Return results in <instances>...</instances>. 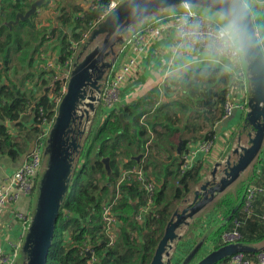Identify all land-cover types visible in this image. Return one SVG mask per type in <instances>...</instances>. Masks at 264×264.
Wrapping results in <instances>:
<instances>
[{
	"label": "trees",
	"instance_id": "1",
	"mask_svg": "<svg viewBox=\"0 0 264 264\" xmlns=\"http://www.w3.org/2000/svg\"><path fill=\"white\" fill-rule=\"evenodd\" d=\"M250 1L253 10L259 6L264 15V0ZM47 2L45 0L42 6H47ZM106 2L107 0H98L86 10L66 2L55 8L58 14L53 25L46 19L37 28L36 23L40 21L32 19L37 17L35 12L31 18L19 21L9 28L5 23L14 20L17 12L24 13L30 3L21 0H0V155L13 160L27 155L36 139L41 118L50 119L54 114L52 102L46 93L49 89L55 92L59 82L53 79V72L39 66L42 63L40 54L51 51L54 44L57 48L56 65L62 67L65 61H72ZM251 13L254 19L253 11ZM169 20V17L161 16L157 24ZM257 33L261 40L258 30ZM71 41L77 43L75 48L70 47ZM262 50L264 53L263 47ZM126 51L127 49H124L120 52L115 67L117 62L125 57ZM13 58L16 59L14 64ZM115 67L108 78L115 72ZM173 85L188 100L187 104L185 99H179L177 102L179 109H191L185 119L191 121L189 128L185 126L188 130L186 133L191 135L182 138L179 155L163 167L162 173H158L160 178L151 179L146 176L158 185L152 205L146 213H142L139 221L136 216L146 205V200L136 185L123 183L120 186L122 194L115 208L119 220L117 239L113 246L106 245L102 232L101 200L114 197L120 166L136 164L135 157L139 153H147L145 162L148 163L153 158L150 150L155 144L146 150L149 143L147 126L139 123L140 118L150 111V107L144 108L136 100L107 111L98 104L91 118V128L84 137V145L78 154L80 165L74 163L70 191L60 206L47 264H86L89 257L84 249L87 247H90L96 256L94 264H149L174 208L210 169L206 160L200 159L193 167L181 172V154L187 152L186 146L190 141L212 139V127L223 117V104L231 79L220 65L195 64L187 67L174 80ZM167 105L155 109L151 115L152 119L148 120L157 121L159 112L163 115L159 120L170 121L176 113L173 111L168 115V112L163 110ZM40 108L42 116L39 113ZM100 119L102 121L98 122ZM241 126L242 121L237 125L235 135H238ZM152 130L157 132L155 125H152ZM172 131L173 129L167 128L165 134ZM157 140L159 139L154 138L152 142ZM174 149L177 152L175 147ZM105 157L109 158L111 169L108 178L101 162ZM144 170H147L145 166ZM252 184L264 188V146L250 170L237 181L235 190L225 192L213 203L212 212L221 215L222 223L208 232L211 249L221 246V235L233 226L232 220L235 218L241 220L238 229L244 243L254 245L264 240V208L263 204L260 206V203H264V194L258 195L253 201L249 217L245 218L240 211L245 192ZM200 218L190 224L187 232L177 242L176 250L178 245H182L187 253L196 245L197 232L203 229L205 224L204 217ZM208 251V248L202 245L189 264H194ZM254 255L255 252L249 253L252 258ZM228 259L229 257L218 263Z\"/></svg>",
	"mask_w": 264,
	"mask_h": 264
},
{
	"label": "water",
	"instance_id": "2",
	"mask_svg": "<svg viewBox=\"0 0 264 264\" xmlns=\"http://www.w3.org/2000/svg\"><path fill=\"white\" fill-rule=\"evenodd\" d=\"M44 2L45 0L32 1L24 13L17 12L14 20L5 24L11 28L19 21H26ZM184 2L185 0L122 1L91 29L88 37L81 43L72 61L66 89L58 103L46 140L44 165L37 181L32 213L20 247V264H47L49 260L54 226L60 206L70 191L73 166L82 149L81 141L100 101L99 94L106 79V70L113 67L121 47L133 30L149 22L160 11L182 6ZM190 2L199 5L203 0ZM249 13L257 34V47L254 55L244 61L249 86L247 111L238 131L236 144L225 153L223 159L215 161L208 174L193 187L190 192L191 200L188 193L176 205L149 264L190 263L201 248L203 239L198 240L196 245L178 260L176 245L182 237L181 232L189 227L197 214L202 213L244 175L263 149L264 53L250 10ZM108 55L110 59L105 61L104 57ZM244 136L246 140L242 142ZM181 144L182 141H179L178 152ZM139 157L136 156L135 160L138 161ZM101 162L108 178L111 173L109 158H102ZM183 204L185 205L182 206ZM262 248L264 245L244 242L221 244L218 248L208 251L194 264H217L235 253L249 254ZM86 255L89 256L90 253L87 252Z\"/></svg>",
	"mask_w": 264,
	"mask_h": 264
},
{
	"label": "built area",
	"instance_id": "3",
	"mask_svg": "<svg viewBox=\"0 0 264 264\" xmlns=\"http://www.w3.org/2000/svg\"><path fill=\"white\" fill-rule=\"evenodd\" d=\"M122 1L125 0H107L103 10L98 15L97 20L90 28H93L97 23L102 21L108 13L115 9V7ZM36 13V18L40 22L49 19L52 25L54 24L55 16L58 14L54 7H40ZM178 14L170 16V20L165 23L157 24L159 18L146 22L142 27H139L132 32L120 49V52L127 49L125 58L119 64L113 75L107 78L103 84L102 91L99 94V105L107 109V111L117 106H124L125 102L139 91L138 89H134L131 92L123 93L121 88L138 68V64L147 49L148 43L153 41L155 37L159 36L160 33L166 29H171L172 33L177 38L174 24ZM69 44L70 47L73 48L77 45L76 42L72 41ZM56 57L57 55L51 54V51L48 53L42 52L40 54L42 63L39 64L44 70L53 72V79L58 80L59 82L58 88L55 92H51L49 89L46 93L47 97L52 102L54 114L50 119L46 117L41 118L36 139L29 153L24 156L19 167L10 175L6 176L0 183V213L4 209H11L14 218L19 222L21 228L24 229L23 234L19 239L13 238L12 240H3V244L0 242V264H14L19 259L23 236L32 213L33 207L31 204L34 203L36 197L37 181L44 165L46 140L56 114L58 103L65 92L69 79L73 60L65 61L62 68L61 66L56 65ZM220 66L224 72H227L230 75L231 79V85L223 104L222 119H225L234 111L241 114L243 105L247 103L249 86L246 64L244 61L239 65H235L226 60V63ZM243 99H245L244 102ZM39 113L40 116L43 115L42 108H40ZM217 137L218 136L214 132V135L210 140H202L199 142L190 141L187 144V152L181 154V172L190 169L202 156H206L214 145V141ZM123 183H131L137 186L138 190L146 200V205L142 209L143 213H146L152 205L153 196L158 190V185L145 176L140 165L132 164L128 167L120 166L115 184L114 197L112 199L101 200L102 232L105 235L106 245L109 247L113 246L117 239L119 220L115 208L122 194L120 186ZM260 194H264V188L262 186L252 184L247 188L240 209L245 218L251 215L252 203ZM142 212L140 211L136 216L139 221L141 220ZM232 224V227L222 233L220 238L222 244L243 242L242 234L238 229L241 225V220L235 218L232 220ZM84 251L86 254L87 252L90 253L86 264L96 263L97 259L92 249L87 247ZM217 264H264V248L258 250L253 258L250 257L249 254L239 252L231 255L226 262Z\"/></svg>",
	"mask_w": 264,
	"mask_h": 264
},
{
	"label": "crops",
	"instance_id": "4",
	"mask_svg": "<svg viewBox=\"0 0 264 264\" xmlns=\"http://www.w3.org/2000/svg\"><path fill=\"white\" fill-rule=\"evenodd\" d=\"M21 1L31 3L34 0H21ZM47 1H48L47 6L51 8L52 7L57 8L58 6L64 5L66 2H69L71 4L78 5L86 10L89 7H91L93 4L97 3L98 0H47ZM47 6H44V7L41 6V8H47ZM181 11H182L181 6L170 7V8L160 11L150 21L158 19L161 16H167L170 18V16L178 14ZM32 19L34 21L38 20L36 17ZM44 22L45 20L43 22H37L36 27L39 28V24H42ZM132 32L130 33V35L132 34ZM46 42L48 43V41ZM176 43H177V38L172 33L171 29H166L165 31L160 33L159 36L155 37L153 41L148 43L147 49L138 64V68L130 76V78L125 83V85L121 88L123 93L131 92L134 89L139 90L137 93L132 95L125 102V105L131 103L132 101L138 100V102L140 103V106L144 108L150 107V110L154 112V110L159 108L161 105L170 104L173 100L177 101L180 99L184 101V99L186 100V98L184 97L185 95L182 94L178 89L174 87L173 82L181 75L182 72H184V70L189 65L197 64V65H205V66L207 65L208 66H218V65H222L226 63V60H209L201 56L197 52L189 53V52H185L182 49H177L175 47ZM50 50H51V54L57 55V48L54 44L51 46ZM123 59H121V62L123 61ZM187 103H188V100H186V104ZM163 110L165 112L167 111L168 115H170L173 112L170 105L165 106ZM237 114L238 112L234 111L227 118L222 119L221 121H217L216 125L212 128V131L215 132V134L218 137L214 141V145L212 146L210 151L207 153V155L206 156L204 155L200 158V159L206 160V163L209 164L210 168L212 166L211 164H213L215 161L223 159L225 154L222 157H218L219 153L217 154V151L219 152L218 140L221 139V134L224 131L232 129L233 127L237 125L238 118H239ZM160 116L162 117L163 115L159 114L158 112L157 118H156L157 121H149V120L143 121V118L142 120L139 121L140 125L143 124L147 126V132L149 134V141H148L149 143L148 145H146V150L148 151L149 150L148 147L152 144H155V146L150 150L151 154L153 152L155 154V155H152L153 157L152 160H150L148 163L145 162L147 160L146 159L147 153H139L140 157L138 161H136V164L142 167L143 172L146 176L150 175L151 172H154V162H156L157 156L164 157L165 163H163L162 167L155 165L154 173L156 176L158 175V173H162L163 167L167 166L171 161L177 158V155H179L180 153L178 151L176 152L174 147L177 149L176 146H178V142L182 141V138H188L191 135V134L186 133V131L188 130H186L185 128V126H188L189 128L191 121H186V120L176 121V120H173V118L170 121H166L165 119L159 120ZM150 117L151 118L149 119L151 120L152 116ZM235 118L237 119L235 120ZM152 125H155V129L157 132H154L152 130ZM10 126L12 127V124ZM167 128L168 129L171 128L173 129V131L165 134L167 131ZM234 130H235L234 132H237V126L235 127ZM154 138H157L159 140L153 143L152 141ZM199 141H202V140H197L194 142H199ZM23 158L24 157L22 156L17 160H13L4 155H0V183L1 181H3V179L6 176L10 175L13 171H15L19 167ZM146 163L147 165H144ZM144 166L147 168V170H144ZM148 177H151V176H148ZM151 179H154V177ZM262 204L264 208L263 202L260 203V206ZM212 205L213 204L210 205L209 207L210 209L206 208L205 210H203L202 215L205 220L207 217L213 220V218L210 216H214V221L215 220L217 221L215 223L214 222L208 223V225H206V228H203L205 229L203 233H202L203 229H200L199 232H197V235H198L197 239L198 238L200 239V237H202L203 239L202 245L206 248H209V251L211 250V244L207 237L209 234L208 232L211 230L212 226H216L222 223L221 221L222 219L220 218L219 214H216V215L215 213L213 215H210V213L206 214V212L212 211ZM31 206L33 207V203L31 204ZM206 210H209V211H206ZM23 230L24 229L21 228L19 222L14 218L11 209L9 208L4 209L0 213V242L2 244H3V240H12L13 238L19 239V237H21L23 234ZM201 234L202 236L199 237V235ZM259 243H256L254 245H258ZM262 245H264V243ZM18 261L20 262V257Z\"/></svg>",
	"mask_w": 264,
	"mask_h": 264
},
{
	"label": "clouds",
	"instance_id": "5",
	"mask_svg": "<svg viewBox=\"0 0 264 264\" xmlns=\"http://www.w3.org/2000/svg\"><path fill=\"white\" fill-rule=\"evenodd\" d=\"M181 8L174 24L177 49L235 65L254 55L257 34L246 0H185Z\"/></svg>",
	"mask_w": 264,
	"mask_h": 264
},
{
	"label": "rangeland",
	"instance_id": "6",
	"mask_svg": "<svg viewBox=\"0 0 264 264\" xmlns=\"http://www.w3.org/2000/svg\"><path fill=\"white\" fill-rule=\"evenodd\" d=\"M246 3H247V7H248V9L252 12L253 11V15H255L254 16V23H255V26H256V28H257V30H258V32L261 34V40H260V44H261V46L264 48V15H263V10H262V8L261 7H259V6H256L255 8H254V10H253V8H252V2L250 1V0H246ZM258 36H259V34H258ZM77 46V45H76ZM77 52V51H76ZM121 62V59L117 62V66L115 67V69H117V67L119 66V63ZM12 63L14 64V63H16V59H12ZM192 65H195V64H192ZM189 66H191V65H189ZM188 66V67H189ZM179 99V98H178ZM245 101V99H243V102ZM168 105H170L171 106V108H172V111H174L173 113H176V116L175 117H173V120H176V121H179V120H182V121H185V119L189 116V114H190V112H191V109L188 107L186 110H182V109H179V104H178V102L176 101V100H173L170 104H168ZM171 111V110H170ZM171 111V112H172ZM178 111H180V112H178ZM246 111H247V105L246 104H244L243 105V109H242V111H241V114L238 112V123H237V125L242 121V118L245 116V113H246ZM153 114V112L150 110L148 113H146L145 115H143L141 118H140V120H142V118H143V121H146V120H148L149 118H150V116ZM237 118H235V120L237 119ZM102 119V118H101ZM97 120L98 122L99 121H102V120ZM139 120V121H140ZM223 124H225V123H223ZM216 125V124H215ZM214 125V126H215ZM236 125V126H237ZM235 126V127H236ZM235 127H233L232 129H229V130H226V131H224L222 134H221V139L220 140H218V144H219V152L217 151V154H218V157H222L225 153H227L228 151H230V149L236 144V140H237V135H235ZM90 128H91V124H89V126H88V128H87V132H86V135H87V133L89 132V130H90ZM213 128V127H212ZM85 135V136H86ZM84 136V137H85ZM233 137V138H232ZM83 140H84V138L82 139V141H81V143H82V146L84 145V142H83ZM246 140V137L244 136L243 138H242V142H244ZM125 145V144H124ZM151 154V153H150ZM151 155H155L154 154V152L151 154ZM163 163H165V159H164V157H158L157 156V159H156V162H154V172H155V165L156 166H160V167H162L163 166ZM75 164H77V165H80V159H78V157H76V160H75ZM211 165H213V164H211ZM250 170V169H249ZM248 170V171H249ZM247 171V172H248ZM154 172H151V174L150 175H148V176H151L150 178H155V177H158V176H156L155 175V173ZM146 176V175H145ZM147 176V177H148ZM234 186H235V184H234ZM233 185L228 189V191H234L235 190V187H234ZM189 197L188 198H190V200H191V198H192V194L190 193L189 195H188ZM213 204V203H212ZM185 204H183L182 206H184ZM182 206H179L180 208L182 207ZM210 207V205L207 207V209H210L209 208ZM143 209V208H142ZM142 209H140V211L142 212ZM206 211H209V210H206ZM143 213V212H142ZM207 213H210V215H213L215 212H206V214ZM203 213H199V214H197L196 215V217H195V220L196 219H199L200 217V219H203L202 217H203V215H202ZM210 217H212L213 218V220L212 219H210V218H206V220L205 219H203V220H205V221H207L208 223H212V222H216L217 220H215L214 221V216H210ZM220 218H222L221 217V215H220ZM219 218V219H220ZM202 220V221H203ZM202 223V222H201ZM216 226H212L211 227V229L212 228H215ZM203 228H206V222H205V224H204V227ZM187 230V228L184 230L183 229V231L181 232V234H182V237H183V235L187 232L186 231ZM205 231V229H203L202 230V233ZM200 236H202V234L201 235H199V237ZM181 237V238H182ZM199 239V238H198ZM200 239H202V237H200ZM199 239V240H200ZM196 241H198V240H196ZM264 243V241H261V243H259L258 245H262ZM260 245V246H261ZM177 251H176V257H180V259L181 258H183L187 253H186V248L184 247V246H182V245H178V247H177ZM208 250H209V248H208ZM14 264H20L19 263V261H16Z\"/></svg>",
	"mask_w": 264,
	"mask_h": 264
},
{
	"label": "flooded vegetation",
	"instance_id": "7",
	"mask_svg": "<svg viewBox=\"0 0 264 264\" xmlns=\"http://www.w3.org/2000/svg\"><path fill=\"white\" fill-rule=\"evenodd\" d=\"M104 59H105V61H108V60L110 59V56L108 55V56L104 57ZM115 64H116V61L114 62L112 68L106 70V73H105V75H106V76H105L106 79L108 78V75H109V73L111 72V70L115 67ZM106 79H105V80H106ZM190 262H191V261H190Z\"/></svg>",
	"mask_w": 264,
	"mask_h": 264
}]
</instances>
